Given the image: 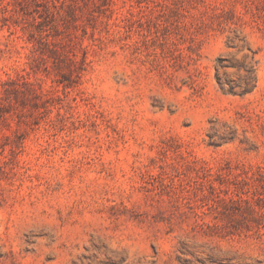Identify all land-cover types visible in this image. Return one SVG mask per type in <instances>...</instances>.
<instances>
[{
    "label": "rangeland",
    "instance_id": "1",
    "mask_svg": "<svg viewBox=\"0 0 264 264\" xmlns=\"http://www.w3.org/2000/svg\"><path fill=\"white\" fill-rule=\"evenodd\" d=\"M0 264H264V0H0Z\"/></svg>",
    "mask_w": 264,
    "mask_h": 264
}]
</instances>
